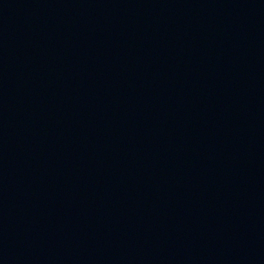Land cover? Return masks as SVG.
<instances>
[{
	"label": "water",
	"instance_id": "95a60500",
	"mask_svg": "<svg viewBox=\"0 0 264 264\" xmlns=\"http://www.w3.org/2000/svg\"><path fill=\"white\" fill-rule=\"evenodd\" d=\"M0 264H264V0H0Z\"/></svg>",
	"mask_w": 264,
	"mask_h": 264
}]
</instances>
